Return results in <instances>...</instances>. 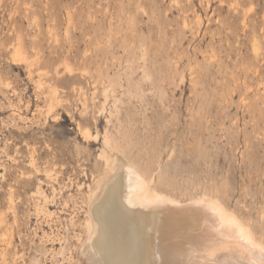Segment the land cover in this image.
Wrapping results in <instances>:
<instances>
[{
    "label": "rangeland",
    "instance_id": "374dc122",
    "mask_svg": "<svg viewBox=\"0 0 264 264\" xmlns=\"http://www.w3.org/2000/svg\"><path fill=\"white\" fill-rule=\"evenodd\" d=\"M127 161L264 244V0H0V264H87Z\"/></svg>",
    "mask_w": 264,
    "mask_h": 264
},
{
    "label": "bare ground",
    "instance_id": "6f19581e",
    "mask_svg": "<svg viewBox=\"0 0 264 264\" xmlns=\"http://www.w3.org/2000/svg\"><path fill=\"white\" fill-rule=\"evenodd\" d=\"M112 169L77 249L87 264H264V244L217 197L180 200L130 161Z\"/></svg>",
    "mask_w": 264,
    "mask_h": 264
},
{
    "label": "snow or ice",
    "instance_id": "6c2138e0",
    "mask_svg": "<svg viewBox=\"0 0 264 264\" xmlns=\"http://www.w3.org/2000/svg\"><path fill=\"white\" fill-rule=\"evenodd\" d=\"M243 238V237H242Z\"/></svg>",
    "mask_w": 264,
    "mask_h": 264
}]
</instances>
